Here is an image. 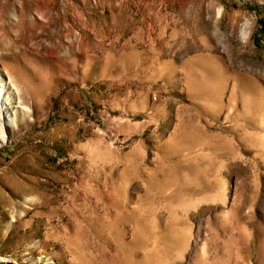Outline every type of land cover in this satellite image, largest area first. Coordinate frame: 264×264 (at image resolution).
<instances>
[{
	"label": "rangeland",
	"instance_id": "obj_1",
	"mask_svg": "<svg viewBox=\"0 0 264 264\" xmlns=\"http://www.w3.org/2000/svg\"><path fill=\"white\" fill-rule=\"evenodd\" d=\"M1 79L0 264H264V0H0Z\"/></svg>",
	"mask_w": 264,
	"mask_h": 264
},
{
	"label": "bare ground",
	"instance_id": "obj_2",
	"mask_svg": "<svg viewBox=\"0 0 264 264\" xmlns=\"http://www.w3.org/2000/svg\"><path fill=\"white\" fill-rule=\"evenodd\" d=\"M0 82H1L0 87L1 88L3 87L2 90L0 91V95H2V94L6 95L7 93L12 94V91L9 90L10 88L8 87L9 82L5 81V79H1Z\"/></svg>",
	"mask_w": 264,
	"mask_h": 264
}]
</instances>
